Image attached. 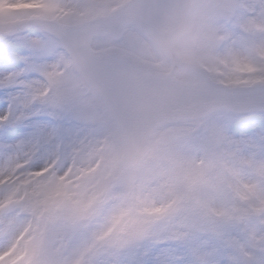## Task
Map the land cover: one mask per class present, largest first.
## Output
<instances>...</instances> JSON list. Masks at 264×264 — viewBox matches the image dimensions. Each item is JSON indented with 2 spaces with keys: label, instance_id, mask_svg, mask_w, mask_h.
<instances>
[{
  "label": "snow or ice",
  "instance_id": "obj_1",
  "mask_svg": "<svg viewBox=\"0 0 264 264\" xmlns=\"http://www.w3.org/2000/svg\"><path fill=\"white\" fill-rule=\"evenodd\" d=\"M0 264H264V0H0Z\"/></svg>",
  "mask_w": 264,
  "mask_h": 264
}]
</instances>
